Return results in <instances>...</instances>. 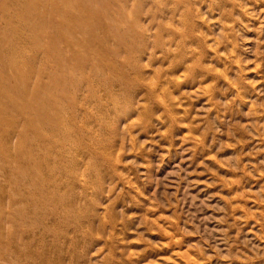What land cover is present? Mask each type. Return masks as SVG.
<instances>
[{
	"label": "rangeland",
	"instance_id": "1",
	"mask_svg": "<svg viewBox=\"0 0 264 264\" xmlns=\"http://www.w3.org/2000/svg\"><path fill=\"white\" fill-rule=\"evenodd\" d=\"M0 264H264V0H0Z\"/></svg>",
	"mask_w": 264,
	"mask_h": 264
},
{
	"label": "bare ground",
	"instance_id": "2",
	"mask_svg": "<svg viewBox=\"0 0 264 264\" xmlns=\"http://www.w3.org/2000/svg\"><path fill=\"white\" fill-rule=\"evenodd\" d=\"M14 14H15V13H14ZM4 18H5V17H4ZM26 22H27V21H26ZM30 22H31V21H30ZM34 29H35V28H34ZM26 30H27V29H26ZM10 33H11V32H10ZM27 33H28V32H27ZM37 33H38V32H37ZM13 37H14V36H13ZM8 39H9V38H8ZM8 39H7V40H8ZM21 56H22V55H21ZM18 58H19V57H18ZM34 124H35V123H34Z\"/></svg>",
	"mask_w": 264,
	"mask_h": 264
}]
</instances>
